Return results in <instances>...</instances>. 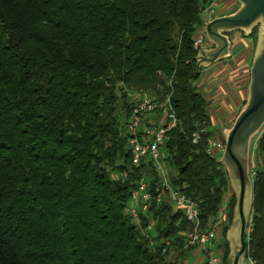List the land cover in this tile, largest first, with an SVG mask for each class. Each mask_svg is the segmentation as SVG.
Wrapping results in <instances>:
<instances>
[{
  "label": "trees",
  "instance_id": "16d2710c",
  "mask_svg": "<svg viewBox=\"0 0 264 264\" xmlns=\"http://www.w3.org/2000/svg\"><path fill=\"white\" fill-rule=\"evenodd\" d=\"M208 1L0 0V264H188L191 225L167 198L138 205L137 222L127 210L141 177L151 194L158 181L151 160L131 162L127 121L143 93L169 94L178 123L160 160L201 227L225 205V264L233 195L205 152L217 134L193 59ZM256 151L264 162V134ZM251 170L245 258L264 264V167Z\"/></svg>",
  "mask_w": 264,
  "mask_h": 264
},
{
  "label": "water",
  "instance_id": "95a60500",
  "mask_svg": "<svg viewBox=\"0 0 264 264\" xmlns=\"http://www.w3.org/2000/svg\"><path fill=\"white\" fill-rule=\"evenodd\" d=\"M228 13L213 17L205 25L208 46L197 49L195 73L231 56L228 33L241 31L255 42L248 67L246 96L229 126L221 129L224 146L218 158L227 174L233 206L224 238L228 253L225 264H243L250 225L253 185L250 174L251 143L264 125V0H235Z\"/></svg>",
  "mask_w": 264,
  "mask_h": 264
},
{
  "label": "built area",
  "instance_id": "2783aa9c",
  "mask_svg": "<svg viewBox=\"0 0 264 264\" xmlns=\"http://www.w3.org/2000/svg\"><path fill=\"white\" fill-rule=\"evenodd\" d=\"M224 0H209L201 11L202 24L197 29L193 45L196 48L204 47L208 41L205 36V25L213 18L223 12ZM158 110L161 115L160 121L151 120L150 125L144 123L145 112ZM177 117L170 103L169 94L158 100L147 93L140 95L138 103L131 110L127 121L128 143L131 153V162L138 165L141 159L151 160L158 174V181L154 187L153 194L148 190L145 177H141L136 188L132 192L127 210L136 218V207L141 203H148L151 199L161 202L167 198L174 210L182 212L184 218L190 223L191 228L187 233L186 244L193 246L205 259V264H222V251L217 246L219 229L225 216V205L220 209L217 219L210 226L201 227L198 208L196 203L187 197L182 191L174 188L167 176L165 166L160 160V146L164 142L167 132L176 126ZM207 128L202 127L192 132V141L197 142L202 135H206ZM264 134V125L251 143L250 152V174L253 173L252 161L255 158L258 141ZM223 138L207 137L205 152L213 157L219 158L223 149ZM226 198V197H225ZM226 200V199H225ZM224 200V201H225ZM243 264H253L250 258H245Z\"/></svg>",
  "mask_w": 264,
  "mask_h": 264
},
{
  "label": "rangeland",
  "instance_id": "374dc122",
  "mask_svg": "<svg viewBox=\"0 0 264 264\" xmlns=\"http://www.w3.org/2000/svg\"><path fill=\"white\" fill-rule=\"evenodd\" d=\"M236 6L237 4H235L233 8H235ZM254 42L255 38L249 37V45L252 46V49L254 46ZM250 60L251 57L250 59L245 61V63H241L239 61L234 63L231 62V69L236 70L234 76H231L230 72L226 71L224 67H218V64L212 65L208 68V70H202L201 72V78L198 84L204 91L209 92L210 94L209 96L211 101L209 104V111L214 123L213 126L210 127V129L216 131V134H218V132L221 133V129L223 127H227L231 124L241 101L245 99L247 77L246 83L243 82V84H241L240 86H237V84H235V81H237L239 77H243V72H241L242 64L244 67L247 62L248 64H250ZM137 98V96L133 97V99L136 100ZM216 137L223 138L222 134H218ZM253 160L254 161H252V164L254 167L257 163V160H255V158ZM220 240L222 239L220 238ZM193 259L194 258H192L191 254L186 256V260L187 262H189V264L192 263Z\"/></svg>",
  "mask_w": 264,
  "mask_h": 264
},
{
  "label": "crops",
  "instance_id": "0c3cea01",
  "mask_svg": "<svg viewBox=\"0 0 264 264\" xmlns=\"http://www.w3.org/2000/svg\"><path fill=\"white\" fill-rule=\"evenodd\" d=\"M236 4L235 0H224V6H223V12L221 14L224 13H228L231 12L234 8L233 6ZM220 14V15H221ZM208 46V43H206L204 45V47ZM252 46L249 45V37L244 36L243 34H240L237 31L231 32V56L227 59H223L221 61H216L214 63H212L211 65H209L208 67L203 68V71L208 70V68L212 65H216L218 64V67H224V69L226 71H229L231 76L235 75L236 70H232L231 69V62H243L245 63V61H247L248 59H250V57L252 56ZM240 58V60H239ZM247 67H249L248 62L246 63V65L242 64V68H241V72H243L242 76L243 77H239L237 81H235V84H237V86H240L241 84L246 83V77H247ZM213 72V71H212ZM210 75V74H209ZM215 92V91H214ZM220 92V91H219ZM218 134H221L218 132ZM217 134V135H218ZM257 152V151H256ZM255 160H257V163L259 164V166L264 167V162H262L261 160H259L258 158V154L256 153L255 155ZM193 261L191 264H204L205 259L203 258V256L201 255L200 252H198L196 249H193L190 252ZM189 264V262H188Z\"/></svg>",
  "mask_w": 264,
  "mask_h": 264
}]
</instances>
